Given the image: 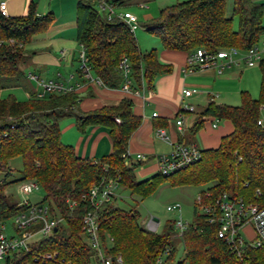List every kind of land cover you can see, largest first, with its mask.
<instances>
[{
	"label": "trees",
	"instance_id": "obj_1",
	"mask_svg": "<svg viewBox=\"0 0 264 264\" xmlns=\"http://www.w3.org/2000/svg\"><path fill=\"white\" fill-rule=\"evenodd\" d=\"M129 1L114 0V3L122 6ZM262 18L263 5L252 0H233L229 17L226 0H187L160 9L156 22L145 28L168 51L186 55L199 48L211 52L229 48L247 51L264 36ZM52 22L50 13L37 15L32 1L24 16L5 18L0 14V40L15 39L25 46L23 49L0 47V92L23 82L26 46ZM76 39L86 49L93 73L109 89H117L121 84L117 64L123 58L128 59L132 80L138 87L144 82L146 88L151 89L156 75L170 71L168 66L158 62L155 50L142 53L127 25L118 19L107 21L92 0L77 2ZM258 67L261 74L258 99L241 92L239 106L210 102L196 117L191 135L202 128L204 117L231 122L232 132L221 138L216 149L201 150L197 163L175 174L163 177L158 173L143 181L136 179L134 166L125 165L121 157L131 135L141 125V118L133 113L130 100L122 99L117 106L80 113L76 92L46 95L42 99L32 92L24 102L13 96L0 99V176H9L8 161L20 158L23 164L20 181L37 182L45 192L44 202L65 218L66 200L78 199L101 177L116 175L120 177V188L139 198L150 196L158 185L169 181L178 187L210 184L206 190L213 198L227 192L264 206V126L257 125L259 112L264 108V60ZM65 118H74L80 133L88 127L106 128L110 154L97 161L77 157L73 147L61 142L59 123ZM115 118L120 123L117 124ZM6 186V182L0 184V220L14 212L3 197ZM89 208L88 204L81 203L74 216L36 245L25 260L32 262L37 252L57 255L53 261L37 264H94L79 219ZM138 220L137 211H123L111 202L100 211V236L112 239L108 254L120 255L123 264H157L156 260L166 249L169 254L163 264H264V250L246 248L240 258L232 254L217 237V226L208 224L195 208L193 221L180 238L172 221L161 233L152 234L140 227ZM178 245L183 247V259L175 261Z\"/></svg>",
	"mask_w": 264,
	"mask_h": 264
},
{
	"label": "built area",
	"instance_id": "obj_2",
	"mask_svg": "<svg viewBox=\"0 0 264 264\" xmlns=\"http://www.w3.org/2000/svg\"><path fill=\"white\" fill-rule=\"evenodd\" d=\"M9 1L0 0V14L5 18H8L7 3ZM92 2L95 8L105 15L107 21L118 19L127 25L130 32L134 33L136 31L138 27L136 17L128 12L116 14L114 0H92ZM4 46L17 47L18 49L25 48L23 43L15 39L0 40V47ZM240 53L241 51L236 48L223 49L216 52L207 51L204 48L196 49L188 55L184 72L187 75H192L199 71L212 69L217 75H221L226 68L236 62V57ZM77 58L78 71L86 85L95 86L99 89H108L102 80L93 73L86 49L82 45H79ZM242 60L248 67H254L262 59L259 50L252 46L243 52ZM117 71L121 76V84L118 89L125 94L139 96L140 91L143 89L136 90L133 88L132 69L127 58L119 61ZM25 78L36 86V97L38 99H42L46 95H63L76 92L79 88L65 85L62 82H45L31 70L25 72ZM38 90L40 91L38 92ZM193 93L194 91L191 89L183 90L182 101L174 119L175 130L181 138V142L171 144L168 154L156 157L158 173L163 177H168L194 165L201 157V150L196 146L182 142L185 134L184 115L194 111V107L185 103L184 100L191 97ZM216 98L217 95H212L210 102H213ZM155 116L156 114H153V117ZM114 121L117 124L120 123L117 118ZM257 125L261 126L262 122L260 120L257 121ZM212 126L215 128L216 124ZM157 133L161 139L168 141L164 131L158 130ZM131 156L126 150L121 157L125 163L132 158ZM135 159L145 161L147 156L137 154ZM5 182V179H0V184ZM39 188L40 185L34 180L20 181L18 183V192L22 199L18 201H13L5 192L6 189L4 190L3 197L8 201L10 207L14 209V212L0 220V264H37L57 259V255L36 252L32 256V262L25 260L27 256L31 255L36 245L48 239L54 233V229L64 224L66 219L74 216L81 203H86L90 207L89 210L79 216V219L84 241L92 252L94 264H123L120 255L112 257L108 254L112 247V239L107 235L104 239L101 238L99 227L100 211L113 199L116 191L120 188V177L118 175L112 178L101 177L96 185L86 193L81 194L78 199L66 200L67 218L63 217L47 202L33 204L27 199L29 195L38 191ZM256 194L259 195V191H256ZM194 208L197 214L204 217L208 224L217 226V237L226 244L230 252L237 258L241 257L242 252L246 248L264 250V206H259L255 202H247L227 192H223L213 198L205 189L197 195L194 201ZM166 211L176 215V219L172 220L173 229L176 236L180 238L188 227L182 221L180 204L176 203L167 206ZM1 213L2 211L0 210ZM8 221L11 222L7 226L6 222L8 223ZM159 227L160 222L158 219L155 221L154 217H150L144 224V229L152 234H157ZM247 227L252 229L253 237L251 239L244 233V229ZM7 231L10 234H7ZM168 254V249L163 251L156 263L163 264Z\"/></svg>",
	"mask_w": 264,
	"mask_h": 264
},
{
	"label": "crops",
	"instance_id": "obj_3",
	"mask_svg": "<svg viewBox=\"0 0 264 264\" xmlns=\"http://www.w3.org/2000/svg\"><path fill=\"white\" fill-rule=\"evenodd\" d=\"M31 1L36 5L37 15L44 16L50 13L53 16V22L45 32L33 37L31 42L26 46V56L23 59L24 63L22 65L23 73L26 70H31L45 82H62L65 85L79 87L76 93L79 97L77 110L80 113L92 112L101 107L117 106L122 99L130 100L133 105V113L141 118L140 127L131 135L128 142L127 151L132 155V158L125 162L127 166H134V174L136 167L140 165V176L147 175L152 169L157 171L158 174L156 157L162 149L160 144L170 149L171 144L181 142V138L175 130L173 121L182 101L183 90L191 89L194 91L191 97L184 100L187 101V104L194 107V111L185 114V134L182 142L188 145H194L199 150H203L198 147L195 140L200 135L202 128L195 135L190 134V129L193 127L198 114L210 103V97L217 95V98L213 102L217 104L215 102L217 99H223L221 103L225 105L224 103L226 102L223 101L228 99L230 87L243 84V88L246 89L244 92L248 91L250 94H255L254 90L256 85L260 87L261 74L259 69H254L259 67L258 65L248 67L245 64L244 60H242L244 51H241L240 55L236 57V62L231 64L229 68H226L221 75H217L212 69L187 75L184 72V67L188 55L181 52L164 50L163 48L160 51L154 50L157 53L158 62L163 66H168L170 71L156 75L151 89H147L144 82L141 83V87H138L133 81L134 89H143L140 91L139 96L125 94L118 89L119 87L117 89H99L95 86L86 85L78 71L79 64L77 56L79 44L76 39L78 0H10L7 3L8 17L24 16L27 13L28 4ZM173 1L177 3L187 0ZM252 1L263 5L262 23L264 26V0ZM232 5L233 0H226L227 17L231 15ZM160 7L162 9V6ZM236 24L237 21L234 20L235 28ZM254 46L259 50L261 59L264 60V36ZM250 84L253 85V90H250ZM36 91L37 89H35ZM25 94L26 98L29 99L30 93L26 90ZM261 110H264V108ZM153 114H156V116L153 117ZM209 118H202V127L204 128L208 124L207 126L211 130L217 129V131H210L212 136L208 134L204 135L203 132L201 133V138L205 144L203 148L206 150L216 149L221 138L230 134L233 130L231 122L226 120L225 125L219 128L217 127V123L213 122L214 118L212 120H209ZM213 124H216L215 128H213ZM72 126L68 124V126H65V130L72 128ZM65 130L63 129L61 131L60 129L61 140H63ZM158 130L165 132L168 141L158 136ZM63 143L71 145L77 157L90 161H97L109 155L111 152L108 130L103 127H88L84 133L75 135L72 142L63 141ZM137 154L151 157L152 160L150 161L152 162L142 166L141 163L147 160L133 161V157ZM150 164L152 165L150 166ZM122 191L124 190L119 188L116 191V195L110 201L114 207L119 208L116 201L117 197L121 196ZM244 233L249 239L253 237V232L250 227L244 229Z\"/></svg>",
	"mask_w": 264,
	"mask_h": 264
},
{
	"label": "rangeland",
	"instance_id": "obj_4",
	"mask_svg": "<svg viewBox=\"0 0 264 264\" xmlns=\"http://www.w3.org/2000/svg\"><path fill=\"white\" fill-rule=\"evenodd\" d=\"M145 1L144 3H142ZM131 0L129 2L124 3L122 6L116 7V14H124L125 12H130L133 16L136 17L138 21V27L136 31L134 32V37L136 39L137 45L139 50L144 52H149L151 50H158L160 51L162 49L160 40L147 32L145 26L151 25L158 19L159 10L164 8L167 5L174 4L175 1L173 0ZM143 4V5H141ZM255 70H258L259 68H254ZM77 70V67H76ZM28 71V70H27ZM76 72V71H75ZM27 81V82H26ZM20 86V87H19ZM15 88H7L0 92V99L4 100L8 98L9 96H13L17 101L24 102L27 100L26 98V90L29 93L35 92L36 86L28 81L27 79H23V82ZM243 84L237 85L236 87L232 86L230 87V94H228V99L224 103L227 106H233L237 107L241 104L240 94L241 92L246 91V89L243 88ZM250 90H253V85H249ZM259 90L260 87L256 85L255 87V94L248 93L250 96L254 99H258L259 97ZM253 92V91H252ZM223 99H217L215 102L217 104L221 103ZM187 103V101H185ZM220 105H223L222 103ZM185 117V115H184ZM259 118L260 121L263 123L264 126V110H260L259 112ZM209 120H212V118H209ZM213 122L217 123V127L221 128L225 125V121L213 119ZM175 123V121H173ZM68 124L73 125L72 128L65 130V126H68ZM208 124L205 125V127H202V130L200 132V135H198L195 140L198 144V147H200L203 150H206L203 148L204 142L201 138V133L203 132L204 135H211L210 131L215 132L217 129L211 130L208 126ZM59 128L61 131L63 129L65 130L63 134V141L65 142H72L75 135L79 134L80 132L76 128L75 120L74 118H65L60 121ZM218 128V129H219ZM62 134V132H61ZM64 145L71 146L68 144L63 143ZM160 147L162 148L160 153H158V156L160 155H166L170 152L169 148H166L165 145L160 144ZM160 149V148H159ZM208 150V149H207ZM151 157L147 156V161L142 162V166H145L146 163H151L152 161ZM133 161H136L135 156L133 157ZM149 165V164H148ZM152 164H150L151 166ZM8 167L10 169V175L5 178L4 175H1L0 178H5L6 181V190L8 196L13 201H18L22 199V196L18 192V183L22 179L23 175V164L22 160L20 158H13L8 161ZM141 170V165L136 167L135 174L139 181L147 180L152 178L153 176L157 175V171L153 170L149 171V173L145 176H140L139 171ZM210 186H172L169 181H164L160 185H158L155 189V191L146 198H139L137 196H130L127 191H122L121 196L117 197L116 204L117 206L122 209L123 211H130L135 210L139 214V220L137 224L140 227L144 228V224L146 221L150 219V217H154L159 220L160 227L158 229L157 233H161L164 226L173 219H176V215L168 213L166 211L167 206L174 205L176 203L180 204L181 206V217L184 224L190 225L193 221V211H194V201L197 197V195L208 188ZM45 192L40 187L38 191L34 192L33 194L29 195L27 199L33 203H42L44 202ZM11 221L6 222V225L8 226ZM7 234H10L9 231H7ZM247 238V237H246ZM108 242V241H106ZM183 259V247L181 245H178L177 247V255L175 261H180Z\"/></svg>",
	"mask_w": 264,
	"mask_h": 264
},
{
	"label": "water",
	"instance_id": "obj_5",
	"mask_svg": "<svg viewBox=\"0 0 264 264\" xmlns=\"http://www.w3.org/2000/svg\"><path fill=\"white\" fill-rule=\"evenodd\" d=\"M154 220H155V221H157V219H156V218H154ZM56 231H57V229H54V232H56Z\"/></svg>",
	"mask_w": 264,
	"mask_h": 264
}]
</instances>
